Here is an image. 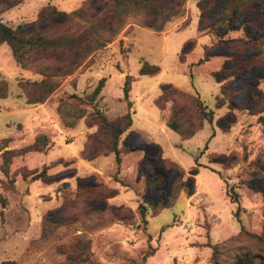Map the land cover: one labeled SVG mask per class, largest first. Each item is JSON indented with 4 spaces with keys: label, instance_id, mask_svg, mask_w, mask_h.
Here are the masks:
<instances>
[{
    "label": "rangeland",
    "instance_id": "rangeland-1",
    "mask_svg": "<svg viewBox=\"0 0 264 264\" xmlns=\"http://www.w3.org/2000/svg\"><path fill=\"white\" fill-rule=\"evenodd\" d=\"M85 1L25 0L0 17L16 28L36 22L42 8L68 13ZM207 1L187 0L182 16L165 24L160 33L142 28L139 19L130 18L111 44L94 53L81 70L62 79L59 88L41 105H27L21 90L23 82L39 81L41 76L20 69L9 48L0 45V83L7 87L6 98L0 99V149H20L39 136L47 139L45 149L13 159L10 176L5 178L0 173V196L6 200L5 207L0 206V264H66L59 247L76 238L89 241L93 264H206L211 253L208 244L226 241L241 226L248 232L262 231L264 46L259 65L229 76L233 62L228 57L237 49L217 44L208 29L198 31V8ZM213 1L206 15L210 23L222 16L225 7V0ZM255 22L264 24V12L244 10L236 19L237 30L225 39L245 37ZM259 35L254 33L255 38ZM203 36L208 37V49L204 51L203 45L196 50L198 38ZM190 41L194 43L188 51ZM239 53L245 58L255 51L249 48ZM143 62L158 67L160 72L140 76ZM126 76L131 81L125 98ZM100 80H104L100 94L95 103H88ZM189 82L214 112V119L193 138L182 141L161 125L169 114V105L160 111L154 100L161 84L190 91ZM140 94L143 98L138 101ZM217 100L222 101L220 108ZM93 109L108 119L131 114V131L119 142L128 151L121 154L118 166L112 154L90 165L80 164L87 136L96 130L88 127ZM159 159L183 168L185 182L194 169L193 195L181 191L176 198L172 196L176 172ZM223 161L226 167L219 164ZM44 168L50 183L24 181L19 176L24 169L40 172ZM11 178L13 189H5L11 186ZM91 183L116 190L117 197L108 204L127 207L133 220L117 222L108 210L101 211L105 208L100 200L104 194L101 188H97L100 195L77 190L79 184ZM230 189L240 198V223L233 216L236 207L226 195ZM143 197L152 203L145 221L138 210ZM162 204H166L164 210ZM62 205L64 208L57 212ZM148 248L156 252L145 261L142 253ZM240 251L231 243L222 250L220 260L230 264Z\"/></svg>",
    "mask_w": 264,
    "mask_h": 264
},
{
    "label": "trees",
    "instance_id": "trees-1",
    "mask_svg": "<svg viewBox=\"0 0 264 264\" xmlns=\"http://www.w3.org/2000/svg\"><path fill=\"white\" fill-rule=\"evenodd\" d=\"M187 0H86L81 7L68 13H62L54 7L40 9L37 21L30 25L13 28L2 22L0 17V45H6L11 53L15 64L22 70L33 71L41 76L39 81H26L21 84L25 102L27 105H41L48 97L59 88L61 80L72 76L81 70L91 59L94 53L111 44L114 38L128 25L130 18L139 19V26L156 33L163 31L165 24L174 18H179L183 13V6ZM25 0H0V16L4 12L22 6ZM214 5L213 0L203 3L199 9L198 31L208 29L209 33L216 37L217 44L236 48L228 58L233 62L230 67L229 76H234L252 66L260 64L262 47L264 46V24L252 23V32L246 33L245 37L225 39V37L236 31L235 22L237 17L244 10H261L264 12V0H225L222 16L213 23L206 20L207 12ZM62 16V19H58ZM259 32L255 38L254 33ZM193 41L188 42V51L192 50ZM252 48L255 53L241 58L240 50ZM204 46V51H207ZM208 56L205 55V59ZM204 61V60H202ZM160 72L156 66L143 62L139 70L140 76H155ZM185 75V74H184ZM225 79L224 77H222ZM191 80L192 77L189 76ZM130 76L125 77L123 87L124 97H128ZM104 80H100L87 98L88 103H95L100 94ZM7 96V87L4 82L0 83V99ZM169 105V114L164 119L165 126L173 131L182 141L193 138L206 124L211 125L214 119V112L210 110L197 94H190L171 84H161L160 94L154 100V105L160 111ZM222 101L217 100V108H220ZM130 108V103L127 104ZM88 127H96L95 132L87 136V141L80 152V159L84 162L112 154L117 166L121 162V154L128 151L120 145L121 136L129 131L132 125V118L129 112L114 119H108L99 110L93 109L88 115ZM47 146L45 136H39L33 144L20 149H0V173L6 178L10 176V166L13 159L27 153L39 152ZM167 163L176 172L172 185V196L175 198L181 191L188 196L194 193L193 172L187 182L183 180L184 169L175 162L168 159H159ZM152 164V163H150ZM226 167L225 162H219ZM258 165V164H257ZM256 165V166H257ZM256 171H253L254 173ZM22 180L42 181L50 183L47 175V168L40 172L24 169L19 173ZM153 178L148 179L151 184ZM1 184V182H0ZM14 178H11L13 189ZM105 208L115 221L127 223L134 218L130 209L125 206H113L108 204L114 199L118 192L100 184L91 183L86 186L79 184L77 190L86 189L89 195H100ZM192 188V189H191ZM97 189V190H96ZM230 204L235 206L234 218L240 223V198L239 195L230 189L226 193ZM264 197V192L262 193ZM81 195L79 196V198ZM143 202L138 206L142 221H145L149 200L143 197ZM159 204V203H158ZM6 200L0 196V206L4 208ZM162 209L166 204H162ZM62 205L56 211L60 212ZM47 220L45 219V222ZM53 225H58L54 223ZM45 230H42L44 237ZM235 243L241 250L232 257L230 264H264V228L260 233L248 232L242 226L239 232L222 243L208 244L211 254L206 264H224L220 260L222 250L229 244ZM89 241L75 239L69 245L59 247V252L66 257V264H93L89 255ZM149 249V248H148ZM156 252L155 248L142 253L144 260L150 258Z\"/></svg>",
    "mask_w": 264,
    "mask_h": 264
},
{
    "label": "crops",
    "instance_id": "crops-1",
    "mask_svg": "<svg viewBox=\"0 0 264 264\" xmlns=\"http://www.w3.org/2000/svg\"><path fill=\"white\" fill-rule=\"evenodd\" d=\"M136 35V34H135ZM128 39V38H127ZM199 40V42H198V44H197V46L195 47V49L196 50H201V46H205V44L207 43V41H208V37L207 36H203V37H200V38H198ZM203 46V47H204ZM207 47V46H206ZM177 74H179V75H183V76H186V75H184V74H182V73H177ZM192 80V79H191ZM138 82H139V79H138ZM190 83V88H191V90L190 91H187V90H183V89H181V90H183V91H185V92H188V93H194V94H197L196 92H195V90L193 89V87H192V83L191 82H189ZM172 85V84H171ZM198 95V94H197ZM141 96V98H143V94H140L139 96H138V99H139V97ZM140 98V99H141ZM140 99L138 100V101H140ZM137 101V102H138ZM136 105V103L134 104V106ZM161 122V125L163 126V127H166L165 126V124L162 122V121H160ZM206 125H209V124H206ZM132 126V125H131ZM167 128V127H166ZM129 131H131V128L129 129ZM94 162V161H93ZM92 162H84V161H82L81 160V162H80V164L82 165V166H84L85 164L86 165H90ZM79 164V163H78ZM94 171H97V170H94ZM117 197V196H116ZM115 197V198H116ZM164 210V209H163ZM211 254V253H210Z\"/></svg>",
    "mask_w": 264,
    "mask_h": 264
}]
</instances>
